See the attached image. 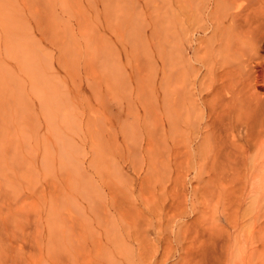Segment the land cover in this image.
<instances>
[{
	"label": "rangeland",
	"instance_id": "rangeland-1",
	"mask_svg": "<svg viewBox=\"0 0 264 264\" xmlns=\"http://www.w3.org/2000/svg\"><path fill=\"white\" fill-rule=\"evenodd\" d=\"M183 1L0 0V264H178L228 229L233 188L195 169L183 78L209 34Z\"/></svg>",
	"mask_w": 264,
	"mask_h": 264
},
{
	"label": "bare ground",
	"instance_id": "bare-ground-1",
	"mask_svg": "<svg viewBox=\"0 0 264 264\" xmlns=\"http://www.w3.org/2000/svg\"><path fill=\"white\" fill-rule=\"evenodd\" d=\"M198 11L199 19L194 15L198 20L194 18V22L187 21L183 26L184 33L209 34L208 45L200 38L192 49L195 61L204 68L200 76H204L190 79L188 74L183 78V83L187 81L198 90V105L202 109L194 133L201 141L198 146L199 150L203 149L200 152L203 163H196L195 169L208 174L209 179L203 181L210 180L209 184L233 188V191L231 202L225 204L226 209L230 203L228 229L217 231L215 228L213 231L217 233L212 236L211 232L206 238L211 249L207 248L208 241L206 251L178 253L177 263L264 264V0H201ZM205 75L209 76L207 81H203ZM175 86L171 102L174 114L180 106L177 105L180 87ZM174 120L170 127L179 122ZM177 127L170 129L177 132ZM177 141H173L171 153L175 159L180 157L178 154L182 155L177 147L181 146L180 140ZM181 157L184 161L185 157ZM4 237L9 252L14 248V235Z\"/></svg>",
	"mask_w": 264,
	"mask_h": 264
}]
</instances>
